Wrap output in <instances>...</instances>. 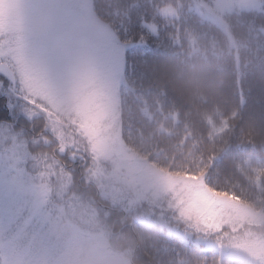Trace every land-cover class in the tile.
<instances>
[{"label":"rangeland","instance_id":"1","mask_svg":"<svg viewBox=\"0 0 264 264\" xmlns=\"http://www.w3.org/2000/svg\"><path fill=\"white\" fill-rule=\"evenodd\" d=\"M207 2L195 0L219 22L227 11L264 5ZM61 16L68 18L61 47L80 44L84 55L53 82L28 46ZM113 37L90 0H50L31 18L25 0H0V112L11 117L0 121V192L18 194L0 203L1 264H155V257L143 259L137 223L163 227L222 259L264 264V209L209 190L203 174L162 171L125 143L123 53L118 75L101 72L89 55ZM160 113L162 134L171 138L178 114Z\"/></svg>","mask_w":264,"mask_h":264},{"label":"trees","instance_id":"2","mask_svg":"<svg viewBox=\"0 0 264 264\" xmlns=\"http://www.w3.org/2000/svg\"><path fill=\"white\" fill-rule=\"evenodd\" d=\"M90 1L128 49L119 92L125 143L162 171L203 174L209 190L264 209V5L219 22L195 0ZM160 112L178 114L171 138ZM136 230L143 259L155 264H246L158 225Z\"/></svg>","mask_w":264,"mask_h":264},{"label":"snow or ice","instance_id":"3","mask_svg":"<svg viewBox=\"0 0 264 264\" xmlns=\"http://www.w3.org/2000/svg\"><path fill=\"white\" fill-rule=\"evenodd\" d=\"M50 0H25L26 15L31 18L47 7ZM68 25V18L61 16L57 18L51 27L42 32L39 36L29 42L28 52L31 58L35 59L43 68L46 77L53 82H59L68 77L74 65L84 55V49L80 44L63 48L60 41L63 38ZM122 51L124 58V70L127 63V45L121 44L119 37H113L107 43L93 45L89 55L101 72L112 70L119 74V66L116 58ZM11 119L8 112H0V121ZM18 194L0 192V203L6 202L10 198L17 197ZM7 211V208L4 209Z\"/></svg>","mask_w":264,"mask_h":264}]
</instances>
